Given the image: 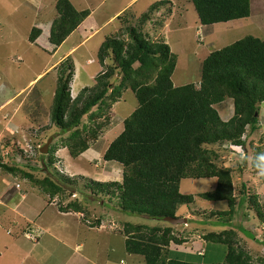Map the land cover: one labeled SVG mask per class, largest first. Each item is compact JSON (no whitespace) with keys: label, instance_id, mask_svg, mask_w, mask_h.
Wrapping results in <instances>:
<instances>
[{"label":"trees","instance_id":"trees-1","mask_svg":"<svg viewBox=\"0 0 264 264\" xmlns=\"http://www.w3.org/2000/svg\"><path fill=\"white\" fill-rule=\"evenodd\" d=\"M190 2L203 25L250 15V0ZM160 3L152 4L142 13L141 22ZM54 8L49 41L57 46L77 28L89 10H77L70 0H54ZM39 33L40 29L33 26L28 40L33 43ZM97 60L102 70L94 77V84L83 87L75 97L70 92L73 61L67 57L58 63L50 110L51 121L57 128L63 132L72 130L67 150L71 158H76L99 136L92 126L79 128L83 116L98 117L101 113L96 110L110 105L106 99L117 101L125 89L131 90L137 100L135 109L123 120L122 131L101 154L102 160L122 166L121 180H91L84 186L89 195L117 198L120 210L126 214L162 220L165 216L175 217L180 206L194 200L193 195L179 191L182 179L216 177L215 188L197 196L208 201H225L227 210L211 214L220 218V224L229 221L225 217L233 216L236 199L231 170L216 163L218 155L211 146L221 143L245 146L244 135L260 127L258 113L264 106V38L247 35L211 51L202 61L198 87L194 83L173 84L175 54L164 41L147 38L139 27L128 29V39L107 36L98 48ZM116 74L121 79L113 86L111 78ZM225 99H231L233 105V114L227 119L221 117L218 108ZM262 141L264 135L259 143ZM262 156L264 147H254L250 161L254 172L264 171ZM0 168L15 170L2 162ZM38 181L51 193L65 191L48 176ZM242 193L237 205L244 202ZM249 201L257 219L264 222V203L260 205L251 197ZM77 203L69 202L66 208L77 210L80 208ZM123 234L125 250L141 256L144 264H257L237 238V230L232 228L202 236L207 243L225 247L223 261L218 263L205 262L206 251L192 260L177 256L178 252L169 249L170 243L178 244L183 239L176 237L169 225L125 223ZM249 237L255 239V234L250 233ZM258 262L264 264V259Z\"/></svg>","mask_w":264,"mask_h":264},{"label":"rangeland","instance_id":"rangeland-1","mask_svg":"<svg viewBox=\"0 0 264 264\" xmlns=\"http://www.w3.org/2000/svg\"><path fill=\"white\" fill-rule=\"evenodd\" d=\"M90 1L95 4L101 0ZM127 1L104 0L98 6V9L108 7L112 2V7L115 9L121 8V6L126 5ZM161 1L164 2L157 1L160 4L157 5L156 11L149 14V18L145 22H141V19H139L141 13H144L151 2L156 3V0H135L133 3L128 4L126 6L128 11L126 10L113 24L102 29L85 46H81L76 51L77 60L70 86L72 95L80 91L83 86L94 84V78H91V75L94 76L100 64L97 60V54L96 56L92 55L95 60L94 63L86 64L84 60L88 53H94L97 43L100 39L102 40L103 35L128 39V29L139 27L150 40L159 41L163 39L164 43L168 41L172 52L175 56L177 55L176 66L171 77L173 83L177 86L188 83L198 85L201 62L211 51L218 50L247 35L264 38V32L258 28L257 23L246 24L241 29H238L239 27H229L231 25L229 24L230 21L202 26L203 24H200L197 20V14L190 0ZM79 2H83V0H79ZM256 10L253 12H256ZM55 13L54 0H0V162L15 169L8 172L0 168V178L10 179L13 182L15 177L18 182L23 184L22 190H24L27 187L28 180L35 184L38 178L41 179L44 174L55 177V181L57 180L62 186L67 187L69 191L76 192L72 198H79L80 202L78 203H84L83 211L80 212L81 209L75 211L84 213L87 222L91 224L96 222L97 219H102L100 221L101 226L97 227L99 233L84 238V252L89 251V258L91 253L94 258L93 262L96 264L98 262L102 264L104 260H106V264H133L136 257L129 254L124 247L123 231L126 222L149 225L160 222L161 225H169L172 229L177 228L178 225H170L163 220L147 219L142 215L126 214L120 210L117 198L107 197V200L106 198L102 200L100 195H89L88 188L84 186L91 183L92 177H99L101 181L113 180L114 171H112V167L122 169V166L118 163L105 164L106 161L99 162L98 159L95 163H85L83 158V160H79L66 156L65 163L71 167L68 169L73 171L74 174L70 175L69 173L70 176L64 178V174L60 173L61 171L65 172V165L60 161L59 151L68 152L67 145L72 130L63 132L51 121L50 110L56 85V66L58 63H55L56 65L53 68L45 70L49 68L52 62L62 56L66 46L76 42L79 37L77 34H71L66 39L65 44L55 52H51L46 41L47 27H44V30L39 28L40 33L33 43L28 40L31 28L33 26L38 27L36 24L42 22L51 27ZM183 19L187 23L185 27ZM193 20L196 21V24L192 22ZM191 22L192 24H190ZM210 28H212L211 31ZM113 30L114 32H112ZM210 35L215 37L214 44H208L211 41L209 40ZM120 79V75H114L111 78L112 85H117ZM106 102H109L110 105L104 106L105 109L102 107L101 110H96L101 113L97 115L98 117L91 119L85 115L81 118L79 124L80 129L83 126H92L96 129L94 133L102 137L101 147L110 143L122 131V120L137 106V100L129 89L123 90L117 101L112 103L107 98ZM218 108L219 111L222 109L225 111V113L220 112L223 119H227L233 114L231 99H225L219 104ZM258 120L260 127L253 133L244 135L245 148H230L229 145H222V143L211 146L218 155L215 160L216 163L222 166L226 165L232 170L233 191L236 196L234 202L235 212L230 219L229 217L225 218L229 222L231 221L232 226H241V229H246L241 230L243 234L238 233L248 239L243 242V236L237 235V238L239 237L242 246L250 254L253 262L257 264H259V259H264V222L257 219L249 199L250 197L255 199L260 205L264 203V180L260 176L261 172L253 171L250 161H252L251 156L254 147H264V141L259 143L264 135V106L258 113ZM86 135L84 134L85 137ZM49 137H52V140L48 145L47 152L40 153V147L45 144ZM207 146L210 147V145ZM103 152L104 150L102 154ZM50 159L54 162L50 163ZM236 166L238 168H235ZM96 170L101 173L100 176H95ZM1 171L10 174V177L3 175ZM215 182L214 178H185L183 190L181 184L180 190L181 193L195 196L200 192L212 191L215 186L211 189L209 186L210 183L215 185ZM38 183L41 182L38 181ZM185 185L189 187L185 189ZM11 186H14V183H11ZM242 192L245 193L244 202L237 205L238 199L243 194ZM194 199V202L190 203L193 212L200 214L204 220L210 223L216 221L220 223V220H218L220 218L211 214V212L228 209V204L225 201H208L198 196H195ZM102 204L109 206L102 208ZM89 205H92V207ZM100 208L103 210H100ZM187 212V210H183L182 214ZM179 216L182 217V215ZM8 221L10 219L1 221L4 222L2 229L6 236L2 243H5L4 253L12 255L13 252H17L13 244V239L17 238L15 236L17 229L14 224ZM232 226H226V228ZM195 227L204 228L198 231L203 234L206 231H219L225 226L206 225L202 227L196 225ZM2 229L0 227V234ZM72 231L69 232V235H72ZM250 233L255 234V239L249 237ZM18 237L27 243L25 247L19 248L18 251H25V248H29L32 241H26L21 235ZM27 237L35 239L31 235H27ZM39 238V244L44 243V236ZM201 238L204 240L203 237ZM195 239H198V237L195 236ZM45 243L48 251L52 255L54 254L55 257L62 256L63 250L71 252L74 256L77 255L75 248H70L71 244L69 242H52L50 236H47ZM174 247L181 248L180 246ZM207 248L205 262L218 263L223 261L225 247L222 244L210 243ZM48 251L46 254L49 256ZM56 259L57 257L54 260ZM28 263L29 261L26 264Z\"/></svg>","mask_w":264,"mask_h":264},{"label":"crops","instance_id":"crops-1","mask_svg":"<svg viewBox=\"0 0 264 264\" xmlns=\"http://www.w3.org/2000/svg\"><path fill=\"white\" fill-rule=\"evenodd\" d=\"M103 1L104 0H101L100 2H96L94 4V2L91 3L90 0H83V2H79V0H70V2L73 4V6L77 10L87 9V10H89V14L83 19V21L77 26V28H75L63 40V42H61L57 46L52 44L48 39L51 27L49 25H45L46 23L44 24L42 22L36 24L38 26V28H42L43 30H44V27H47L46 28L47 29V32H46L47 40L46 41H47V44H48L51 52H55L56 50L61 48V46L63 44H65L66 39L71 34H73V33L77 34L79 37V39L76 42L66 46L64 48L63 53H62V56L59 59H56L54 62H52L51 65L49 66V68L46 69L45 71L53 68L57 63H59V61H62L63 59H65L67 57H71L73 64H74V71H75V62L77 60V58L75 56L76 51L79 50V48L81 46H85L93 37H95L97 34H99V32L102 29H105L108 25L113 24V22L116 19H119V16H121V14L126 12V10H127L126 6L130 3H133L135 0H128L126 5L121 6V8H117V9H115L114 7L111 6L113 3L112 2L111 4H109L108 7H105V8L102 7V9L99 10L98 6L100 4H102ZM157 1H161V0H156V2ZM154 3L155 2H151V4L149 6H147V9L144 12H146L149 9V7ZM255 9H257L256 12H253ZM52 20H53V18H52ZM197 20H198V18H197ZM192 22H194L196 24V21L193 20ZM192 22L190 24H192ZM249 23H257L258 28L264 32V0H250V15L246 18L237 19V20H233V21L231 20L229 22V24H231L229 27H232V28L239 27L238 29H241L246 24H249ZM183 25H184V27L187 25V23H185L184 19H183ZM202 26H204V25H202ZM211 30H212V28H210V31ZM112 32H114V30ZM106 37H107V35H103L102 40L101 39L99 40V42L97 43V48H95L96 52L94 51L93 54H90V53L87 54L88 56L84 60L86 64H91L92 62L93 63L95 62L94 57L92 55L96 56L99 46L101 45V43L104 41V39ZM209 40H211V41L208 42V44H211V43L214 44L215 43V37L213 35L209 36ZM166 42H167L166 44L170 48V51L172 52L169 42L168 41H166ZM100 70H102V66L99 64L98 70L95 71L93 77L91 75V78H94ZM171 80H172V78H171ZM71 83H72V80L70 82V86H71ZM197 83L199 84V80ZM175 86H177V85H175ZM83 87H85V86H83ZM78 92L74 93L73 95L75 96ZM261 107L263 108V105ZM220 112L225 113V111L223 109L220 110ZM101 141H102V137L98 136L97 139L89 142V147L83 153H81L78 157L72 158V159H79V160L85 159L84 160L85 163H89V162L95 163L96 159H98L99 162H104V160L101 159V154H102V151L105 149V147L108 144L106 146L101 147L100 146ZM59 152H60V155H59L60 161H61V163H63L65 165L64 166L65 172L61 171L60 173H63L67 176L74 174L73 171L68 169L71 167H69L65 163L66 156H70L68 154V152L65 151L66 152L65 153L63 150H60ZM105 164H110V163L105 162ZM228 168H230V167H228ZM235 168H238V166H236ZM230 170H231V168H230ZM112 171H114V174H113L114 179L110 180V181H120L121 175H122V169L120 167H118V168L112 167ZM69 173H70V175H69ZM100 174L101 173L97 172V170H96L95 176H100ZM3 175L10 177V174L3 173ZM103 175H106V174H103ZM44 176H48L53 180L56 179L53 176H49V175H45V174L43 175V177ZM110 176H112V175L110 174ZM231 176H232V170H231ZM26 178H28V177H26ZM36 178H38V177H36ZM210 178H214L215 181L217 182L216 177H210ZM38 179H40V178H38ZM92 179L95 181H101L99 179V177H94V178L92 177ZM184 179H182L180 181L182 190H183ZM262 180H264V179H262ZM4 181H5V183H4ZM56 182H57V180H56ZM216 182H215V185L210 183V186H209L210 189L213 186H216ZM11 183H14V186H11ZM232 183H233V176H232ZM180 184H179V191L181 192ZM258 185H260V184H258ZM22 186H23V184L21 182H18L15 177H14L13 182H11L10 179L0 178V205H1V208H0V227L2 229V227H3L2 225L4 224V222H1V221L10 219V221H8V222L14 224V226L17 229L15 232V236L17 238L13 239L14 240L13 244H14L17 252H13L12 255H10V253H4L5 248L3 249V247H5L4 246L5 243H2V242L4 239H6V236L3 233V229L1 230V234H0V264H26L27 261H29L28 264H87L88 262L90 264H96L93 262L94 258L91 256V253H90V258H89V251H87L88 253L84 252L85 251V244H84L85 240H84V238L86 236H89V237L95 236L97 233H99V231H98L99 228H97V227L101 226L100 221L102 219H99V220L97 219L96 222L91 223V224L89 222H87L85 216L83 215L84 213H80L81 211L84 210V203H82V202L78 203V206H80V208H77V210L81 209V210H79L80 212L75 211V209L73 207L66 208V206L69 202H72V201L80 202V199L79 198L78 199L72 198L73 194L76 192L69 191V189L65 186H63V188H65V191L61 192V193H55V192L51 193V190H47L45 188V186H43L41 183H38V181H36L35 184H32L28 180V184L26 185L27 187L24 190H22ZM233 186H234V183H233ZM188 187H189L188 185H185L184 188L186 189ZM247 189H248V187H247ZM200 193H202V192H200ZM197 194H199V193H197ZM197 194H195V195H197ZM100 196H101L102 200H103V198H106V200H107L106 196H103V195H100ZM191 205L192 204L182 205L178 208V210L176 211V216L182 215V216L186 217L187 222H186V224L178 225L177 228L172 229V233L176 237H179L183 240H182V242H180L178 244L171 242L169 249L175 250L176 252H178L177 256H179L180 258H188V259L192 260V259H196V256L198 254H202L204 251L207 252V249H208L207 247H209L210 243H207V241L205 239L203 240L201 238L206 233L219 232L221 230L229 229V228L237 230V233L238 232L240 233L241 230L243 229V228L241 229V226H237V227L232 226L231 221L230 222L227 221L225 224H220L221 221H220V223H217V221L214 223H210L209 221L204 220L200 214H195L193 212V209L190 207ZM89 206L92 207V205H89ZM106 206H109V205L102 204V208H105ZM102 208H100V210H103ZM183 210H187L188 212L185 214H182ZM126 223H128V222H126ZM95 224H96V226H95ZM135 224H137V223H135ZM143 224H146V223H143ZM150 225L151 226L152 225L163 226L160 224V222H154L153 224H150ZM196 225H200L202 227L206 226V225H208V226L219 225L221 227H224V226L225 227L220 229L219 231H206L205 233L200 234L198 231L201 229H204V228L195 227ZM226 226H232V227L226 228ZM61 229H63V230H61ZM95 230H97V231L93 232ZM243 230H246V229H243ZM70 231H72V235H69ZM33 232H38V233H33ZM29 233H33V235H35V239L28 238L27 234H29ZM239 233H238L239 236L244 237L243 242L246 239H248L246 236L241 235V234H243L242 232H241V234H239ZM19 235H21V237L24 238L26 241H28V240L32 241V244L29 246V248L27 247V248H25V251L22 250L21 252L18 251L19 248L25 247L27 243H25L23 240H21L20 237H18ZM40 236H42V238L44 236V243L41 242L42 245L39 244V242H40L39 237ZM47 236L48 237L50 236V238L52 239V242L53 241L69 242V244H71L70 248H72V247L75 248L77 255L74 256L71 252L69 253L66 250H63V255L62 256H59V255L56 256L57 259L54 260L56 258L55 255L54 254L52 255V253L48 251V247L45 243ZM195 236H197L198 239H195ZM72 239H73V241H72ZM97 241L100 242L99 239H97ZM174 246H180L181 248H176ZM67 248L70 249L69 247H67ZM47 251L50 253L49 256L46 254ZM50 256H52V258H50ZM134 256L136 257V259H134L133 262H135V263H133V264H136V263L137 264H140V263L144 264V260L141 256H137V255H134ZM83 260H86V261L84 262ZM98 264H99V262H98ZM102 264H106V260H104Z\"/></svg>","mask_w":264,"mask_h":264},{"label":"water","instance_id":"water-1","mask_svg":"<svg viewBox=\"0 0 264 264\" xmlns=\"http://www.w3.org/2000/svg\"><path fill=\"white\" fill-rule=\"evenodd\" d=\"M51 140H52V137H49L48 140L45 142V144L42 147H40V149H39L40 153H46L47 152L48 145H49ZM162 220L171 224V225L184 224L187 222L186 217L165 216Z\"/></svg>","mask_w":264,"mask_h":264},{"label":"clouds","instance_id":"clouds-1","mask_svg":"<svg viewBox=\"0 0 264 264\" xmlns=\"http://www.w3.org/2000/svg\"><path fill=\"white\" fill-rule=\"evenodd\" d=\"M73 77V76H72ZM72 80V79H71ZM195 84V83H194ZM196 85V84H195ZM199 86V84L198 85H196V87H198ZM70 92H71V96L72 97H75L74 95H72V91L70 90ZM222 145H226V143H222ZM229 147L231 148V147H233V148H239V147H243V148H245V146H239V145H232V144H230L229 145ZM235 150H237V149H235ZM216 152V151H215ZM252 156H253V153H252ZM252 156H251V158H252ZM261 159H264V156H262V157H260ZM224 167H227L228 168V166H226V165H223ZM230 169V168H229ZM261 175L262 176H264V171H262L261 172ZM184 194V193H183ZM195 196H197V195H195ZM194 196V197H195ZM175 217H181V216H175ZM182 217H184V216H182ZM171 225V224H170ZM178 225H180V224H178ZM33 234V233H32Z\"/></svg>","mask_w":264,"mask_h":264},{"label":"built area","instance_id":"built-area-1","mask_svg":"<svg viewBox=\"0 0 264 264\" xmlns=\"http://www.w3.org/2000/svg\"><path fill=\"white\" fill-rule=\"evenodd\" d=\"M17 186H18V185H17ZM27 235H31L32 237L35 238V236H34L32 233H29V234H27ZM31 239H33V238H31Z\"/></svg>","mask_w":264,"mask_h":264}]
</instances>
